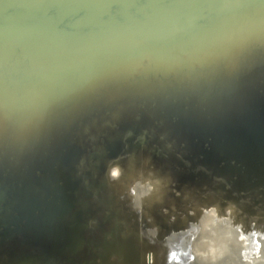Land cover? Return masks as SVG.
<instances>
[{"label":"water","instance_id":"1","mask_svg":"<svg viewBox=\"0 0 264 264\" xmlns=\"http://www.w3.org/2000/svg\"><path fill=\"white\" fill-rule=\"evenodd\" d=\"M163 106L188 119L174 187L201 264L206 163L264 211V0H0V264H151L122 183L151 177Z\"/></svg>","mask_w":264,"mask_h":264},{"label":"bare ground","instance_id":"2","mask_svg":"<svg viewBox=\"0 0 264 264\" xmlns=\"http://www.w3.org/2000/svg\"><path fill=\"white\" fill-rule=\"evenodd\" d=\"M154 121L151 177L147 176L145 169L146 175L141 179L133 178L132 181H125L122 184L130 190L128 194H132L134 198L138 192L144 190L142 202L146 211L144 223L146 228H150V237L147 238L151 242L153 257L151 264H166V262L185 264L183 263L185 258H189L193 263L197 259L198 251L194 246L191 250V247L185 243L184 237L188 233L185 225L188 223L180 222L183 215L178 217L180 216L176 205L178 195L174 187L180 172L179 168L189 153L188 119L185 116H175L170 108L163 106L156 109ZM115 169L117 172L118 166L111 169L113 173ZM132 171L133 168L126 169L122 173L132 174ZM217 171L218 169L212 167V163H206V168L202 170L200 225L203 230L199 248L200 263L264 264L262 237L264 233L259 232L261 229L264 231V222H255L251 226L244 223L242 218L248 215L247 210L252 207L249 200H246L247 202L239 200L243 194L236 192L231 184H227L223 189ZM121 188L120 184H116L114 191L119 193ZM174 192L176 195H173ZM166 201L168 205H165ZM260 211L264 212L263 209ZM238 213L242 214V218L240 217L239 222H236L240 215ZM237 226L243 228L236 229ZM166 227L171 230L160 234ZM235 230L238 232L231 238V233Z\"/></svg>","mask_w":264,"mask_h":264},{"label":"rangeland","instance_id":"3","mask_svg":"<svg viewBox=\"0 0 264 264\" xmlns=\"http://www.w3.org/2000/svg\"><path fill=\"white\" fill-rule=\"evenodd\" d=\"M145 163H146V161H145ZM135 168L136 166H137V168H139L141 165H136V164H133L132 165V163H131V166L129 167L130 169H132L133 167ZM139 170H140V168H139ZM139 196V195H138ZM143 196H144V193H143ZM141 197H142V195H141ZM139 198V197H138ZM176 203H177V206L178 205H182V204H184L185 203V201H182V200H180V201H177V199H176ZM189 204L191 203V202H188ZM165 204L166 205H168V201H166L165 202ZM187 204V203H186ZM169 205H171V204H169ZM170 207V206H169ZM169 207H167V208H169ZM188 207L190 208L191 207V204L190 205H188ZM248 210H251L250 212H251V214H249L248 213V215L246 216V217H243L242 218V214H240V213H238V214H240V215H238L239 217L237 218V221L236 222H239V218L241 217L242 219H243V221H244V223L247 225V224H249L250 226L251 225H253L255 222L256 223H262V222H264V212L262 213L261 211H260V209L258 210V209H256L255 207H251L250 209H248ZM182 211V210H181ZM177 213H179V211H177ZM179 215L180 216H178L179 218L180 217H182V213L180 212L179 213ZM167 221V220H166ZM242 222V221H241ZM171 225V224H170ZM236 229L237 228H243V227H239V226H237V227H235ZM246 228V227H245ZM239 230V229H238ZM237 230H235V231H232V233H231V238H232V236H236V234H237ZM239 235V234H238ZM261 248V247H260ZM264 251V250H263ZM264 253V252H263Z\"/></svg>","mask_w":264,"mask_h":264}]
</instances>
